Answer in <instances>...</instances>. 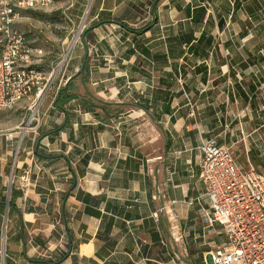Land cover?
I'll list each match as a JSON object with an SVG mask.
<instances>
[{"label": "crops", "instance_id": "1", "mask_svg": "<svg viewBox=\"0 0 264 264\" xmlns=\"http://www.w3.org/2000/svg\"><path fill=\"white\" fill-rule=\"evenodd\" d=\"M64 12L85 15L86 31L42 101L39 135L63 128L34 140L59 157L40 160L47 193L14 183L21 221L0 205V264H209L222 236L204 218L197 147L216 136L264 173V0H73ZM12 167L0 162V201ZM32 194L62 198L51 223Z\"/></svg>", "mask_w": 264, "mask_h": 264}, {"label": "built area", "instance_id": "2", "mask_svg": "<svg viewBox=\"0 0 264 264\" xmlns=\"http://www.w3.org/2000/svg\"><path fill=\"white\" fill-rule=\"evenodd\" d=\"M56 1L0 0V110L20 103L26 110L39 107L80 42L87 26L85 15L74 24L64 12L73 0H64L65 34L57 46L38 44L36 37L21 30V23L30 19L26 12L49 14L56 10ZM51 54L46 62L45 56ZM197 148L208 209L204 218L219 225L222 236L208 250V263L264 264V173L242 169L216 136L203 139Z\"/></svg>", "mask_w": 264, "mask_h": 264}, {"label": "rangeland", "instance_id": "3", "mask_svg": "<svg viewBox=\"0 0 264 264\" xmlns=\"http://www.w3.org/2000/svg\"><path fill=\"white\" fill-rule=\"evenodd\" d=\"M27 15V13H25ZM30 19L23 21L20 25L21 30L31 31L34 38H37L38 44L46 43V46L56 45V43L63 37L64 25L61 21L47 22L43 16L33 17L28 15ZM28 24V26H27ZM53 54L46 55L44 60L47 62L51 59ZM57 83V82H55ZM55 83L52 86L50 93L47 95L48 100L54 99L55 95ZM42 103L35 110H26V104L20 103L15 107L9 109L0 110V162H6L7 165H13L12 171V182L17 183V187L20 191L25 193H32L38 191H45L49 188L48 184L45 183V175L42 176V170L50 163H43L40 160V156L43 155L42 150L37 148L38 155H34L32 152V145L34 140L38 137L42 127ZM25 160V163L20 166L19 172H17V162ZM10 177L8 175L4 196H9L7 187L10 184ZM60 184V183H57ZM64 187V186H63ZM22 189V190H21ZM39 195L35 200H26V205L31 201L37 203V207H44L48 216H45L46 225L51 223L53 215L51 214L53 209L57 208L62 198L59 196L51 197L50 194ZM28 199V198H27ZM54 236L57 237L56 233ZM49 240L52 237L49 236ZM47 239V240H48ZM46 244V243H45ZM53 253V252H51ZM48 255V254H47ZM4 256V255H2ZM54 256V254H53Z\"/></svg>", "mask_w": 264, "mask_h": 264}, {"label": "trees", "instance_id": "4", "mask_svg": "<svg viewBox=\"0 0 264 264\" xmlns=\"http://www.w3.org/2000/svg\"><path fill=\"white\" fill-rule=\"evenodd\" d=\"M27 13V15H32L33 17H38V16H43L44 17V19L46 20V21H52V22H55V21H57V20H59V21H61V22H63L62 21V19H61V17H60V15H59V13H58V11L57 10H54V11H52L51 13H49V14H47V13H37V12H26ZM86 30H84V32H85ZM83 32V33H84ZM1 45H0V52H1ZM66 89V88H65ZM61 91H63V88H61V89H58V91H57V96L56 97H59L60 96V92ZM70 96V95H69ZM66 97H68V96H66ZM55 104H56V106H57V103L55 102ZM58 107H62L61 105L60 106H58ZM63 128V125H61V126H58V127H56V128H54V129H50V130H46V131H44V132H42L39 136H38V138L40 137V136H42V134H49V135H56V134H58L59 133V131L61 130ZM35 145H36V142L34 143V145H33V147H34V155H38V153H37V150H35ZM42 159H55V158H58L59 157V155H41L40 156ZM69 170L72 172V174L74 175V172H73V169L69 166ZM20 195V192H18V191H16L15 190V188H14V185H13V183H11V185H10V192H9V196H8V199H6V197L5 196H3V200L2 201H0V205H2V208H3V206H4V203L7 201V205H8V215L9 214H11V213H16V214H18V217H19V220L21 221V210L16 206V204H15V202H14V198H16L17 196H19ZM64 197V196H63ZM70 238H71V236H70ZM66 254H67V252L66 253H64V255L62 256V257H64V256H66ZM35 262H39V261H35Z\"/></svg>", "mask_w": 264, "mask_h": 264}, {"label": "water", "instance_id": "5", "mask_svg": "<svg viewBox=\"0 0 264 264\" xmlns=\"http://www.w3.org/2000/svg\"><path fill=\"white\" fill-rule=\"evenodd\" d=\"M82 37H83V35H82ZM82 68H83V67H81V69H82ZM10 183H11V179H10ZM7 191H8V192L10 191V184L8 185ZM5 217H6V213H5Z\"/></svg>", "mask_w": 264, "mask_h": 264}]
</instances>
